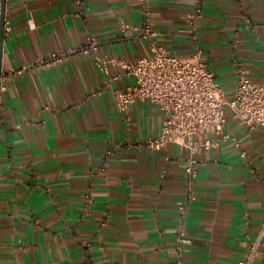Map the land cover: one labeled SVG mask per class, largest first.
Returning a JSON list of instances; mask_svg holds the SVG:
<instances>
[{
	"label": "crops",
	"instance_id": "crops-1",
	"mask_svg": "<svg viewBox=\"0 0 264 264\" xmlns=\"http://www.w3.org/2000/svg\"><path fill=\"white\" fill-rule=\"evenodd\" d=\"M6 0L0 89V264H240L264 224V129H250L231 113L233 137L197 155L196 196L177 251L179 202L186 194L183 164L189 151L176 143L156 151L165 114L136 102L130 119L119 111L96 61L74 53L59 65L11 73L52 53L86 46L102 56L135 63L156 41L172 55L198 47L226 98H234L239 69L264 84V0H149L151 37L139 0ZM0 0V30L3 20ZM247 16L249 21L244 16ZM115 148L109 169L100 170ZM242 151L248 158L241 156ZM256 264H264V243Z\"/></svg>",
	"mask_w": 264,
	"mask_h": 264
},
{
	"label": "built area",
	"instance_id": "built-area-1",
	"mask_svg": "<svg viewBox=\"0 0 264 264\" xmlns=\"http://www.w3.org/2000/svg\"><path fill=\"white\" fill-rule=\"evenodd\" d=\"M81 8L83 0H75ZM147 17L140 29L123 23L124 29L142 30L143 36L151 37L149 0H139ZM203 16V0L193 13L188 16V23L194 26ZM247 21L248 17L244 16ZM10 25L5 21V33ZM74 53L92 57L98 68L107 76V86L121 78L120 74H112L111 67H121L127 75L135 78V83L126 89H115L114 94L119 111L127 120L130 119L132 106L138 102L150 101L165 114L161 133L149 138L144 145L149 149L160 151L169 143H176L189 151L183 164L186 181V194L180 200V222L178 227L177 251L181 257L185 246L190 243L186 238L185 220L190 205L196 201V177L199 155L203 149L211 151L220 147L225 140L233 137L225 131L228 114L254 130L264 129V84L257 83L247 76L244 69H239V78L234 89V98L228 100L225 92L215 78L214 73L204 61L200 47L189 58H180L156 41L151 43V55L139 59L135 63H127L113 57L102 56L100 45L95 38H90L86 46L76 51L67 50L52 53L48 59L29 63L11 73L21 74L64 63ZM2 88V77H1ZM115 148L110 147L104 153L100 170L106 172ZM241 156L248 158L242 151ZM264 243V224L259 238L250 245L249 251L240 264H256L260 245Z\"/></svg>",
	"mask_w": 264,
	"mask_h": 264
},
{
	"label": "water",
	"instance_id": "water-1",
	"mask_svg": "<svg viewBox=\"0 0 264 264\" xmlns=\"http://www.w3.org/2000/svg\"><path fill=\"white\" fill-rule=\"evenodd\" d=\"M5 10H6V0H3V20L0 30V89H1V77H2V67H1V56H2V48L4 44V38H5Z\"/></svg>",
	"mask_w": 264,
	"mask_h": 264
}]
</instances>
